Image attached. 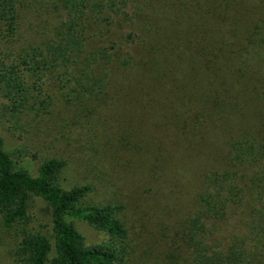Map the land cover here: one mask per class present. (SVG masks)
Wrapping results in <instances>:
<instances>
[{
  "label": "trees",
  "instance_id": "trees-1",
  "mask_svg": "<svg viewBox=\"0 0 264 264\" xmlns=\"http://www.w3.org/2000/svg\"><path fill=\"white\" fill-rule=\"evenodd\" d=\"M133 1L139 0H0L3 110L18 120L38 99L44 107L36 116L50 118L54 112L61 116L58 95L49 94L50 89L59 87L68 94L66 104L80 107L84 124L91 120L100 125L95 135L137 158L148 154L163 168L176 155L174 148L188 156L196 154L201 149L193 144L196 137L216 128L217 122L236 108L243 107L247 117L232 121L228 134L221 124L223 135H227L223 150L214 149L212 141L201 150L202 160L222 164L209 168L200 186V178L194 176L198 180L193 191L194 217L178 220L163 231L159 229L164 226L161 221L142 223L148 215L144 210L138 222L127 219V205L118 199L116 203H91L89 184L65 188L61 178L65 161L45 159L38 166L37 176H32L4 150L0 136V217L3 226L15 227L19 237L14 263L264 264V129L256 130L249 119L260 104L251 102L252 90H234L231 94L234 78L245 77L253 68L248 58L253 54L249 36L240 29V18L234 12L238 0H148L159 4L154 10L156 19L141 29L140 42L146 51H140L143 57H132L104 40L111 35L115 22L133 23L137 18L124 11ZM123 70L132 75L124 79L130 81L124 89L149 102L146 114L154 118L155 132H162V127L170 130L176 141L174 148L163 152L161 144L153 145L144 137L107 135L104 113L96 110L117 107L129 97L123 91L122 79L113 78ZM117 85L121 87L118 90ZM188 89L192 91L186 103L181 96ZM245 94L249 106L241 107L238 102ZM107 144H103L104 152ZM89 145L96 153V147ZM117 167L113 164L108 168L119 177ZM33 198H40L49 207L50 233L27 227ZM165 207L166 203H157L154 210L165 214ZM72 220L83 221L107 238L86 244ZM231 220L247 234L234 232L226 242L212 245L215 224ZM180 229L181 241L166 237L168 230L177 233ZM141 238L147 247L137 243ZM160 246L164 254L158 251Z\"/></svg>",
  "mask_w": 264,
  "mask_h": 264
},
{
  "label": "rangeland",
  "instance_id": "rangeland-1",
  "mask_svg": "<svg viewBox=\"0 0 264 264\" xmlns=\"http://www.w3.org/2000/svg\"><path fill=\"white\" fill-rule=\"evenodd\" d=\"M153 4H155L153 8H148V5ZM158 4V1H133V4L128 5L129 7L124 11L131 17L134 13L137 18H134L133 23L123 22L122 20L115 22L111 28V35L113 36L110 35L109 38H104L107 41L105 44L109 45V42H111V45L116 48L121 47L123 51L129 52L132 57H143L140 52L145 51L140 42L143 36L141 29L143 25H148V21L156 19L155 13L157 11L154 13V10L157 9ZM234 12H237L236 17L239 16L240 18V29L249 36V48H251L253 54H249L248 58L249 65L253 68L249 69V73L245 77L234 78L231 94L234 95V90L242 92L245 89L246 93L252 90L251 102L257 101L260 105L254 111H251L249 119L255 123L256 130H263L264 0H238L234 4ZM150 24H153V22H150ZM128 34H130L129 38L127 37ZM121 42L124 46H120L122 45ZM123 71L113 75V78L122 79L123 91L131 97L132 92L129 89H124V86L130 81L125 82L124 79H129L132 75L127 71ZM119 88L121 87L117 85L116 90ZM50 90L49 94L58 95V103H60L58 110L61 112V116L57 112H54L50 118L42 115L36 116L44 107L40 103L41 100L36 99L33 101L35 107L16 120L13 115L3 110L6 102L0 99V136L4 141V150L11 154L17 165L25 167L32 176H37L38 166L45 159L56 158L65 161L66 166L61 174L62 184L65 188L89 184L92 187V191L88 196L91 203H116L115 201L118 199V201H123L127 205L125 213L127 219L138 222L139 216L144 210L148 215L144 216L142 223L149 221L155 224L161 221L164 223V226L159 228L161 231L172 228L178 220L182 222L194 217L196 202L193 191L198 186V180L196 182L194 176L197 179L200 178V186L201 180L209 168L218 167L222 164L202 160L200 152L201 150L204 151L209 141L214 143V149L223 150L227 135H223L221 124L224 123L228 134L232 121L246 119L247 117L242 104H247L246 107L249 106L245 94L243 99L238 102L242 108H236L224 121H218L216 128L208 129L200 137H196L193 144H196V149H201L190 156L186 155L184 151L174 148L176 141L170 130L166 131V127H162V132H155L153 128L154 118L151 119L150 114H146L149 102L139 100L143 96L127 97L125 100L122 99L117 107L101 106L96 110L104 113L105 126L109 137L113 134L128 139L144 137L148 141H153V145L161 144L163 152L166 148H174L176 155L171 158L168 157L170 159L169 166L163 168L158 163L152 162L148 154L137 158L133 154L119 150L116 146L107 144L101 137L94 134L100 125L91 120L89 124H84L80 107L73 108L66 104L68 94L64 89L58 87ZM138 90L136 89L135 92H138ZM47 91L48 89L42 95ZM191 91L192 89H188L187 93L181 96L184 102L188 103L186 96ZM150 100L152 99L150 98ZM128 107L130 110H128ZM131 111H136L138 114L134 115ZM136 116H139V118ZM143 121H145L144 127L141 125ZM157 128L158 126H156ZM134 132L137 134L135 135ZM77 139L78 141H76ZM97 142H100V144L97 145ZM89 144L96 147V153L89 150ZM103 144H107L105 152ZM209 158L210 160L213 159L211 156ZM141 161L144 163H141ZM97 163L106 164L100 166ZM113 164L120 166L117 167L119 177L108 168L109 165ZM222 169L224 168L217 170ZM157 203H166L165 214L154 210ZM28 216L27 227L29 229L50 233V210L43 200L33 198ZM72 223L76 230L83 235L88 245L101 243L107 238L104 233L96 231L83 221L72 220ZM182 230L180 229L177 233L168 230L166 237L181 241ZM234 232L247 234L246 230L241 229L232 220L227 223L215 224V231L212 233L210 242L214 246L218 241L226 242ZM18 241L16 228H5L0 217V264H16L13 260V253ZM137 243L143 247L148 245L144 238H141ZM157 249L164 254V247L160 246Z\"/></svg>",
  "mask_w": 264,
  "mask_h": 264
}]
</instances>
